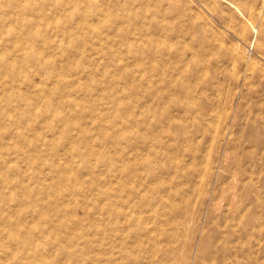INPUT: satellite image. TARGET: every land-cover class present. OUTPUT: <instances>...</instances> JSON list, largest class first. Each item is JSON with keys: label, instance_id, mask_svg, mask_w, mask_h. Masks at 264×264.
<instances>
[{"label": "rangeland", "instance_id": "obj_1", "mask_svg": "<svg viewBox=\"0 0 264 264\" xmlns=\"http://www.w3.org/2000/svg\"><path fill=\"white\" fill-rule=\"evenodd\" d=\"M0 264H264V0H0Z\"/></svg>", "mask_w": 264, "mask_h": 264}]
</instances>
